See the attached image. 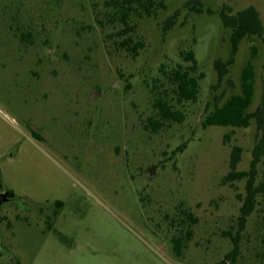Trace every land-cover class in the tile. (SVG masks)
<instances>
[{
    "label": "rangeland",
    "instance_id": "rangeland-1",
    "mask_svg": "<svg viewBox=\"0 0 264 264\" xmlns=\"http://www.w3.org/2000/svg\"><path fill=\"white\" fill-rule=\"evenodd\" d=\"M110 1L0 0V193L15 195L0 207V264H215L232 250V237L239 245L232 264H264L261 196L238 232L246 180L221 183L232 146L243 149L237 169H248L256 122L201 125L216 99L241 92L247 62L249 110L259 106L260 38L240 42L221 81L214 62L231 51L219 11L253 5L264 26V0H157L165 7L149 14L135 4L132 30L122 36L120 9ZM127 36L143 43L135 56L121 47ZM187 50L203 77L196 101L177 103L167 74L187 64L180 55ZM158 97L184 119L153 131ZM263 174L264 158L256 183ZM180 208L195 222L172 223Z\"/></svg>",
    "mask_w": 264,
    "mask_h": 264
},
{
    "label": "trees",
    "instance_id": "trees-1",
    "mask_svg": "<svg viewBox=\"0 0 264 264\" xmlns=\"http://www.w3.org/2000/svg\"><path fill=\"white\" fill-rule=\"evenodd\" d=\"M111 4L115 8L120 9L121 20L125 29L121 30L119 35H124L132 27L127 23L128 14L134 11L133 5L139 6L147 14L151 12V8L159 6L164 8L162 1L157 0H111ZM193 3L197 2L192 0ZM190 3V2H189ZM191 3V8L195 6ZM201 12L200 8H196ZM178 10L167 17L163 23V31L166 32L176 23ZM219 17L224 27L230 28L229 41L231 46L230 56L226 61L217 59L214 62L218 74V81H221L227 73V66L233 62L234 55L238 50L240 42L250 36L260 38L264 44V26L257 8L253 5H248L240 10L232 11L231 8L224 6L219 11ZM141 41H133L130 36H127L121 41V47L125 48L132 56L137 55L138 49L142 48ZM252 55L255 52V47H252ZM181 57L187 63L186 65L176 64L170 68L167 74V79L173 85V91L177 103L184 101H196L199 92V79L203 77L202 72H198V62L193 50L181 51ZM254 71L251 62H247L242 68L240 75V93L230 95L222 104H219L216 99L213 103V109L210 110L204 117L201 125L207 127L209 125H220L230 127H247L252 119L256 122L257 133L256 143L252 149V159L247 170H238L237 165L241 160L242 147L238 145L232 146L229 153L228 171L222 177V184L232 185L234 181L245 179V196H238L242 201L238 215V232H241L245 226L248 216L253 212L257 203V196H261V210L264 212V174L256 183L257 165L264 158V95L259 106L250 111V105L254 94L253 85ZM156 109V118H150L149 124L151 129L156 131L163 127L167 122H181L184 117L181 111L173 109L169 102L158 97L153 103ZM38 137L36 133H33ZM229 138V134H225V139ZM7 196L14 197L12 190L5 192ZM62 201L58 200L55 203L54 215L59 214V209L62 206ZM177 214L171 220L176 223V226L184 225L188 220L190 223L195 222L192 213L186 208H180ZM49 228H52L49 226ZM191 231L187 230L185 236H190ZM179 235L173 239V250L179 255L183 246L182 231L179 230ZM233 248L225 254L224 258L215 264H232L236 261V256L239 252L238 238L232 237Z\"/></svg>",
    "mask_w": 264,
    "mask_h": 264
},
{
    "label": "water",
    "instance_id": "water-1",
    "mask_svg": "<svg viewBox=\"0 0 264 264\" xmlns=\"http://www.w3.org/2000/svg\"><path fill=\"white\" fill-rule=\"evenodd\" d=\"M150 171H151V173H150V177H151L153 174V167L150 168ZM7 200H8L7 194L5 192L0 193V207H1L2 203L7 201Z\"/></svg>",
    "mask_w": 264,
    "mask_h": 264
},
{
    "label": "flooded vegetation",
    "instance_id": "flooded-vegetation-1",
    "mask_svg": "<svg viewBox=\"0 0 264 264\" xmlns=\"http://www.w3.org/2000/svg\"><path fill=\"white\" fill-rule=\"evenodd\" d=\"M8 199L10 200V199H15V198H14V197H9V196H8ZM0 221H1V217H0Z\"/></svg>",
    "mask_w": 264,
    "mask_h": 264
}]
</instances>
